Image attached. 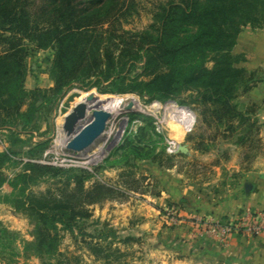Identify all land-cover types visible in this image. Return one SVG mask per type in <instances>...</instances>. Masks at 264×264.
<instances>
[{
  "label": "rangeland",
  "instance_id": "obj_1",
  "mask_svg": "<svg viewBox=\"0 0 264 264\" xmlns=\"http://www.w3.org/2000/svg\"><path fill=\"white\" fill-rule=\"evenodd\" d=\"M167 1L135 0L136 12L122 21L121 27L131 33L147 30L156 6ZM24 44L28 52L24 88L27 104H32L34 111L8 128L0 127V152H12L10 161L1 168L6 181L14 180L24 164L32 162L57 171L55 176L46 175L30 185L28 191L34 194L56 192L72 175L82 176L85 188L100 183L120 194L88 206V217L77 220L72 230L58 225L55 254L38 258L30 249L24 253V242H32L33 226L12 205L21 185H3L0 230L5 228L13 237L0 238V264H183V257L205 252L203 247H193L199 239L194 228L193 233L189 230V242L186 237L180 239L186 245L174 239L175 228L193 227L191 222L197 217L205 220L200 214L187 212L188 205L181 204L179 198L192 203L198 200L197 194L217 189L228 161L239 160L244 169L255 161L263 153L261 125L258 123V136H250V142L243 146L237 143L243 135L241 129L227 132L223 127H207L200 108L184 103L188 92L159 102L136 93L103 94L76 81L57 92L54 50ZM140 67L136 64L130 76L140 74ZM255 72L259 79L262 71ZM244 94L234 101L237 109L244 112L252 105L256 114L257 103L242 99ZM119 100L125 105L133 102L134 107L110 115L103 132L86 150L65 148L63 141L88 121L90 110L111 111V105ZM78 102H83L85 109L82 114L75 113L80 117L71 130L63 129L65 115ZM185 115L192 122L189 129L181 124ZM39 143H43L42 149L35 147ZM250 144L251 148L247 147ZM176 145L185 146L186 151L179 152Z\"/></svg>",
  "mask_w": 264,
  "mask_h": 264
},
{
  "label": "trees",
  "instance_id": "obj_2",
  "mask_svg": "<svg viewBox=\"0 0 264 264\" xmlns=\"http://www.w3.org/2000/svg\"><path fill=\"white\" fill-rule=\"evenodd\" d=\"M135 12V0H0V127L34 111L24 88L27 42L54 50L57 92L75 81L103 94L136 93L159 102L188 92L184 103L200 108L207 127L241 129L237 143L243 146L258 136L254 107L241 112L234 103L258 78L238 66L245 58L232 48L242 28L264 27V0H169L156 6L147 30L125 31L121 22ZM139 63L141 73L130 76ZM35 147L42 149L43 143ZM11 153L0 152V188L21 185L12 205L33 226L25 254L30 249L38 258L53 256L58 225L72 230L88 217V206L120 194L100 183L85 188L79 175L68 177L56 192L34 194L29 186L55 176L56 169L28 162L6 181L1 168ZM6 237L13 233L1 228L0 238Z\"/></svg>",
  "mask_w": 264,
  "mask_h": 264
},
{
  "label": "crops",
  "instance_id": "obj_3",
  "mask_svg": "<svg viewBox=\"0 0 264 264\" xmlns=\"http://www.w3.org/2000/svg\"><path fill=\"white\" fill-rule=\"evenodd\" d=\"M232 54L244 56L245 61L239 66L248 72L262 71L258 81L241 98L251 99L258 105L255 116L261 125L259 137L263 153L245 169L239 160L225 163L223 173L220 174L223 183L216 186L217 189L211 187L207 194H197L199 197L197 201L193 200L191 203L185 198H179L181 204L188 205L187 212H192L193 215L200 214L209 222L233 220L244 211L264 216V27L242 28L232 48ZM189 230L193 233L194 229L186 226L175 228L173 233L177 237L174 239L183 246L186 245L180 239L186 237L185 240L189 242ZM202 240L204 239H196L193 247L194 249L203 247L205 252H201L199 256L183 257L182 260H185L183 264H264V234L252 237L232 234L226 246L216 244L213 240ZM201 260L204 263H200Z\"/></svg>",
  "mask_w": 264,
  "mask_h": 264
},
{
  "label": "built area",
  "instance_id": "obj_4",
  "mask_svg": "<svg viewBox=\"0 0 264 264\" xmlns=\"http://www.w3.org/2000/svg\"><path fill=\"white\" fill-rule=\"evenodd\" d=\"M181 124L185 129H189L192 126L191 120L186 115L181 118ZM191 224L195 229V236L212 239L222 246H225L229 236L232 234L246 237L264 234V216L250 211H244L238 218L226 221L209 222L200 220L197 217Z\"/></svg>",
  "mask_w": 264,
  "mask_h": 264
},
{
  "label": "water",
  "instance_id": "obj_5",
  "mask_svg": "<svg viewBox=\"0 0 264 264\" xmlns=\"http://www.w3.org/2000/svg\"><path fill=\"white\" fill-rule=\"evenodd\" d=\"M264 79V75H263ZM89 99H92L89 97ZM122 103V102H120ZM123 104V103H122ZM133 102L124 104L123 110H130ZM85 109L83 102L74 104L73 108L64 117L63 129L71 130L75 120L80 117L77 114H82ZM110 117V114L101 109H94L90 112L88 121L80 126L75 131H72L71 137L66 141L65 148L70 151L78 152L89 148V146L99 137L105 128V124ZM177 150L181 153L186 151L185 146L177 145ZM245 188H247L245 186Z\"/></svg>",
  "mask_w": 264,
  "mask_h": 264
},
{
  "label": "bare ground",
  "instance_id": "obj_6",
  "mask_svg": "<svg viewBox=\"0 0 264 264\" xmlns=\"http://www.w3.org/2000/svg\"><path fill=\"white\" fill-rule=\"evenodd\" d=\"M123 106H124V104H122V103H120V100L119 101H117V102H114L112 105H111V111H107V110H104V111H106V112H108L110 115H112V114H114V112H119L122 108H123ZM134 107V103H133V105H132V108ZM92 110H94V109H92ZM92 110H90V111H92ZM102 110V109H101ZM70 137H71V135H70ZM70 137H68L65 141H63V143L62 144H65L66 143V141L70 138Z\"/></svg>",
  "mask_w": 264,
  "mask_h": 264
}]
</instances>
